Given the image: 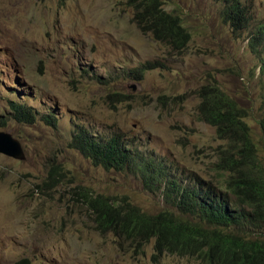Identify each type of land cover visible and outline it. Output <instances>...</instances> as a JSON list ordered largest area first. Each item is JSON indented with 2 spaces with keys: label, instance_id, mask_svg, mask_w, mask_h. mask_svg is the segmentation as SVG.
Returning a JSON list of instances; mask_svg holds the SVG:
<instances>
[{
  "label": "rangeland",
  "instance_id": "rangeland-1",
  "mask_svg": "<svg viewBox=\"0 0 264 264\" xmlns=\"http://www.w3.org/2000/svg\"><path fill=\"white\" fill-rule=\"evenodd\" d=\"M238 1L249 21L235 31L221 17L225 0H163L190 32L179 52L143 31L124 0H0V130L19 140L25 155L0 153V264H200L189 256L154 257L153 240L140 249L98 232L77 186L128 198L148 213L178 212L128 171L93 164L70 140L79 129L99 139L119 135L226 189L229 173L217 165L225 141L196 109V90L215 80L247 108L264 172V74L254 50L264 0ZM149 63L155 67L136 79L132 72ZM13 104L33 120L16 115ZM47 114L55 127L43 120ZM51 163L61 175L40 191Z\"/></svg>",
  "mask_w": 264,
  "mask_h": 264
},
{
  "label": "trees",
  "instance_id": "trees-1",
  "mask_svg": "<svg viewBox=\"0 0 264 264\" xmlns=\"http://www.w3.org/2000/svg\"><path fill=\"white\" fill-rule=\"evenodd\" d=\"M124 1L135 8L143 31L151 32L173 50L186 48L190 32L180 16L163 7V0ZM225 2L222 20L235 31L245 29L249 20L240 1ZM256 29L254 48H261L256 54L260 73L264 74V23ZM154 67V63L142 64L132 73L140 80L145 70ZM196 94L198 118L214 127L217 138L225 141L218 148L217 165L229 173L224 180L226 189L198 174L185 175L183 170L158 155H146L119 135L99 139L79 129L71 136L72 147L95 165L135 175L178 213L169 207L148 213L128 198L116 200L78 186L74 189L76 198L84 201L98 232L111 233L140 249L153 240L154 257L175 254L197 258L200 264H264V172L245 121L248 110L215 80L200 85ZM12 109L25 121L34 118L33 112L20 104H13ZM43 120L56 126L54 115L47 114ZM4 123L0 121V125ZM261 125L264 127V119ZM58 170L60 167L51 163L37 189L49 191L55 187L56 176L61 175Z\"/></svg>",
  "mask_w": 264,
  "mask_h": 264
},
{
  "label": "water",
  "instance_id": "water-1",
  "mask_svg": "<svg viewBox=\"0 0 264 264\" xmlns=\"http://www.w3.org/2000/svg\"><path fill=\"white\" fill-rule=\"evenodd\" d=\"M22 146L17 138L10 133L0 131V153H6L14 158L23 159L25 157Z\"/></svg>",
  "mask_w": 264,
  "mask_h": 264
},
{
  "label": "clouds",
  "instance_id": "clouds-1",
  "mask_svg": "<svg viewBox=\"0 0 264 264\" xmlns=\"http://www.w3.org/2000/svg\"><path fill=\"white\" fill-rule=\"evenodd\" d=\"M258 49L260 50L261 48L258 47V48H254L255 52L258 53ZM260 67V66H259ZM0 131H4V130H0ZM4 132H7V131H4ZM9 133V132H8ZM12 136V135H11ZM14 137V136H13ZM18 140V139H17ZM19 141V140H18ZM20 142V141H19ZM21 144V143H20Z\"/></svg>",
  "mask_w": 264,
  "mask_h": 264
}]
</instances>
